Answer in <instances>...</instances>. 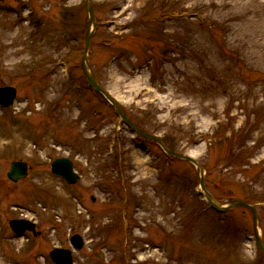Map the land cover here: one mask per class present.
<instances>
[{"label": "rangeland", "instance_id": "374dc122", "mask_svg": "<svg viewBox=\"0 0 264 264\" xmlns=\"http://www.w3.org/2000/svg\"><path fill=\"white\" fill-rule=\"evenodd\" d=\"M89 2L97 82L137 127L203 166L218 203L253 204L264 245V0ZM29 6L43 28L26 22ZM64 7L76 9L66 24ZM88 29L84 0H0V86L31 104L0 111V156L32 167L18 187L25 211L8 217L33 218L43 232L33 246L0 240V264H44L32 252L69 248L75 233L85 241L75 264H261L250 211L229 210L223 222L194 194V165L136 140L103 96L84 89ZM65 32L81 45L58 61ZM62 157L75 164V186L51 173Z\"/></svg>", "mask_w": 264, "mask_h": 264}, {"label": "water", "instance_id": "95a60500", "mask_svg": "<svg viewBox=\"0 0 264 264\" xmlns=\"http://www.w3.org/2000/svg\"><path fill=\"white\" fill-rule=\"evenodd\" d=\"M87 6H88V10H89V15H90V22L93 25V29H96V25H95V19H94V13H93V9L91 7V5L87 2ZM90 37H91V33L87 34L86 37V47H85V53H84V57H83V70L84 73L86 75V77L89 80V83L94 86L96 89H98L99 91L100 88L97 86L94 76L88 72L87 67V53L89 50V44H90ZM15 98V90L11 89V88H6V89H0V105L7 107L9 106L12 101ZM117 111L119 112V114L122 116V118L129 123V121L127 120V118L124 116V114L119 110V108L117 107ZM143 136H146L144 133L140 132ZM186 160L195 163L194 161L185 158ZM52 171L56 174L61 175L63 178H65L66 180H68L71 183H75L77 180V176L74 174L73 172V167H72V163L67 161V160H57L52 164ZM27 175V165L25 163H13L12 164V168H11V172L9 173V178L16 181L19 177H26ZM208 199L210 200V202L213 204L214 207L220 209L218 206H216L211 198L207 195ZM230 207H244L247 208L249 210H251L255 216V223H256V212L254 210V208L244 202L241 201H235L233 203L230 204ZM14 226V225H13ZM15 227V226H14ZM259 245L261 250L264 252L261 243L259 241ZM82 245L79 244V247L81 248ZM69 256V255H68ZM64 259L66 261H63L62 264H71V257H64Z\"/></svg>", "mask_w": 264, "mask_h": 264}, {"label": "flooded vegetation", "instance_id": "af4514ba", "mask_svg": "<svg viewBox=\"0 0 264 264\" xmlns=\"http://www.w3.org/2000/svg\"><path fill=\"white\" fill-rule=\"evenodd\" d=\"M4 162H6V160H4V161L0 160V187H3V193L1 195V197L3 196L4 199H6L8 196H10V194L14 195V192H16L17 190L13 191L15 188L11 187L9 185V182L7 180H5V178L3 177V171L2 170H3ZM17 184L18 183H16V184L12 183L11 185H14L16 187ZM4 199L1 198V200H0V203H1L0 218L2 219V221H6L8 219V216L13 214V212H11L9 209L8 210L6 209V203L4 202ZM16 218L17 217H14L13 219H16Z\"/></svg>", "mask_w": 264, "mask_h": 264}, {"label": "trees", "instance_id": "16d2710c", "mask_svg": "<svg viewBox=\"0 0 264 264\" xmlns=\"http://www.w3.org/2000/svg\"><path fill=\"white\" fill-rule=\"evenodd\" d=\"M65 17L67 18V13H65Z\"/></svg>", "mask_w": 264, "mask_h": 264}]
</instances>
